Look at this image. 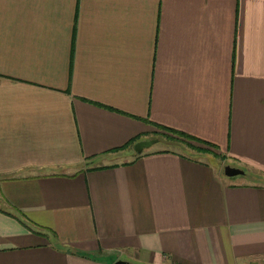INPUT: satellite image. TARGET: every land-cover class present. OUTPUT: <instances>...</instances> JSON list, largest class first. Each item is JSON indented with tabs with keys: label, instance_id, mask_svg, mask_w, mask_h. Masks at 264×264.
<instances>
[{
	"label": "crops",
	"instance_id": "obj_1",
	"mask_svg": "<svg viewBox=\"0 0 264 264\" xmlns=\"http://www.w3.org/2000/svg\"><path fill=\"white\" fill-rule=\"evenodd\" d=\"M116 260L264 264V0H0V264Z\"/></svg>",
	"mask_w": 264,
	"mask_h": 264
},
{
	"label": "water",
	"instance_id": "obj_2",
	"mask_svg": "<svg viewBox=\"0 0 264 264\" xmlns=\"http://www.w3.org/2000/svg\"><path fill=\"white\" fill-rule=\"evenodd\" d=\"M156 141L157 140L153 138H149L148 140H145V141L138 140L136 141V143H134L133 150L135 154L141 153L143 150L148 149L151 145L156 144ZM223 173L225 177L232 178V177L242 174L243 170L227 165L223 168ZM111 264H126V263L122 260H116L112 262Z\"/></svg>",
	"mask_w": 264,
	"mask_h": 264
},
{
	"label": "trees",
	"instance_id": "obj_3",
	"mask_svg": "<svg viewBox=\"0 0 264 264\" xmlns=\"http://www.w3.org/2000/svg\"><path fill=\"white\" fill-rule=\"evenodd\" d=\"M162 130H164V131H166V133L168 134V135H171V136H178L179 138H184V139H187V138H191L190 136H186V135H184V134H181V133H179V131H175V130H171V129H166L165 127H162L161 128ZM167 138H170V140L172 139L170 136L169 137H167ZM191 139H193V138H191ZM128 144V143H127ZM129 145H132V144H130L129 143ZM209 147H213V146H210V145H208Z\"/></svg>",
	"mask_w": 264,
	"mask_h": 264
},
{
	"label": "rangeland",
	"instance_id": "obj_4",
	"mask_svg": "<svg viewBox=\"0 0 264 264\" xmlns=\"http://www.w3.org/2000/svg\"><path fill=\"white\" fill-rule=\"evenodd\" d=\"M161 135H162V134H161ZM161 135H160V137H161ZM164 135H165V134H163L162 137H163ZM165 141H166V140H165ZM167 141H168V142H172L173 145H174V143L179 144V145H182L181 142L179 143L178 140H176V141H175V140H174V141H171V140L168 139ZM161 146H162L161 143H157V144H153V145L150 146V147H151V149H154V150H155V149H157V148H160Z\"/></svg>",
	"mask_w": 264,
	"mask_h": 264
}]
</instances>
